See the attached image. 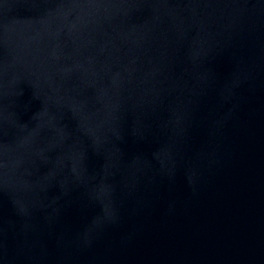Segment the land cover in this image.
<instances>
[{"label":"water","instance_id":"1","mask_svg":"<svg viewBox=\"0 0 264 264\" xmlns=\"http://www.w3.org/2000/svg\"><path fill=\"white\" fill-rule=\"evenodd\" d=\"M0 264H264V0H0Z\"/></svg>","mask_w":264,"mask_h":264}]
</instances>
